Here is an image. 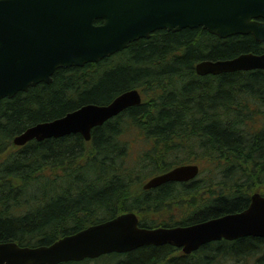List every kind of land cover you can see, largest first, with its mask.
Listing matches in <instances>:
<instances>
[{"label": "trees", "instance_id": "trees-1", "mask_svg": "<svg viewBox=\"0 0 264 264\" xmlns=\"http://www.w3.org/2000/svg\"><path fill=\"white\" fill-rule=\"evenodd\" d=\"M251 34L202 26L159 29L98 62L59 68L51 83L0 100V242L50 245L126 211L147 227L188 224L244 210L264 194V70L199 75L204 59L261 53ZM138 88L142 102L93 128L23 146L28 127ZM200 175L144 189L183 163ZM264 264V238L207 243L191 254L170 244L59 264Z\"/></svg>", "mask_w": 264, "mask_h": 264}, {"label": "water", "instance_id": "water-1", "mask_svg": "<svg viewBox=\"0 0 264 264\" xmlns=\"http://www.w3.org/2000/svg\"><path fill=\"white\" fill-rule=\"evenodd\" d=\"M99 19L103 22L95 23ZM200 26L221 38L251 34L264 42V0H0V98L51 83L59 68L98 62L159 29ZM252 69H264V52L196 64L200 75ZM141 102V92L129 89L107 104L87 103L30 126L13 141L24 145L71 133L90 140L93 128ZM199 172L198 163L177 165L151 177L144 188L190 181ZM249 235L264 237V194L259 191L244 210L188 225L141 226L138 214L127 211L50 245L0 242V264H58L167 243L191 253L213 240Z\"/></svg>", "mask_w": 264, "mask_h": 264}, {"label": "rangeland", "instance_id": "rangeland-1", "mask_svg": "<svg viewBox=\"0 0 264 264\" xmlns=\"http://www.w3.org/2000/svg\"><path fill=\"white\" fill-rule=\"evenodd\" d=\"M150 177V176H149ZM149 177L145 178L144 181H146ZM91 264H94V262H91Z\"/></svg>", "mask_w": 264, "mask_h": 264}, {"label": "flooded vegetation", "instance_id": "flooded-vegetation-1", "mask_svg": "<svg viewBox=\"0 0 264 264\" xmlns=\"http://www.w3.org/2000/svg\"><path fill=\"white\" fill-rule=\"evenodd\" d=\"M2 99H4V98H2ZM1 100V99H0ZM180 250H182V248H180Z\"/></svg>", "mask_w": 264, "mask_h": 264}]
</instances>
